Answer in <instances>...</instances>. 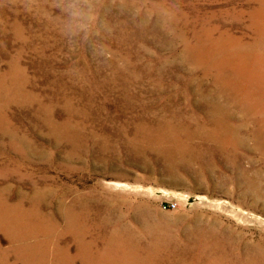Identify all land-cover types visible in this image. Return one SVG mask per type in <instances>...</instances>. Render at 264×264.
I'll return each mask as SVG.
<instances>
[{
	"label": "rangeland",
	"instance_id": "rangeland-1",
	"mask_svg": "<svg viewBox=\"0 0 264 264\" xmlns=\"http://www.w3.org/2000/svg\"><path fill=\"white\" fill-rule=\"evenodd\" d=\"M172 1L0 0V264H264V0Z\"/></svg>",
	"mask_w": 264,
	"mask_h": 264
},
{
	"label": "bare ground",
	"instance_id": "bare-ground-1",
	"mask_svg": "<svg viewBox=\"0 0 264 264\" xmlns=\"http://www.w3.org/2000/svg\"><path fill=\"white\" fill-rule=\"evenodd\" d=\"M172 1V0H171ZM179 1V0H178ZM172 2H174V1H172ZM171 2V3H172ZM195 2V1H194ZM211 2H214V1H211ZM246 2V1H245ZM249 2V1H248ZM185 3V2H184ZM208 3H209V1H208ZM262 3V2H261ZM173 4V3H172ZM177 4V3H176ZM192 4V3H191ZM189 5V4H188ZM194 5V4H193ZM255 5V4H254ZM263 5V4H262ZM256 6V5H255ZM197 7V6H196ZM249 7V6H248ZM253 7V6H252ZM233 8V7H232ZM260 8H261V6H260ZM195 9V8H194ZM225 9V8H224ZM239 9V8H238ZM199 10V9H198ZM212 10V9H211ZM214 10V9H213ZM229 10V9H228ZM253 10V9H252ZM256 10V9H255ZM258 10V9H257ZM199 11H201V10H199ZM216 11V10H215ZM225 11H226V9H225ZM241 11V10H240ZM223 12V11H222ZM231 12V11H230ZM242 12V11H241ZM246 12H247V10H246ZM251 12V11H250ZM237 13V12H236ZM248 13H249V11H248ZM199 14V13H198ZM211 14V13H210ZM238 14V13H237ZM250 14V13H249ZM248 14V15H249ZM183 15V14H182ZM186 15V14H185ZM184 15V16H185ZM213 15V14H212ZM211 15V16H212ZM222 15V14H221ZM258 15V14H257ZM181 16V15H180ZM179 16V17H180ZM188 16V15H187ZM198 16V15H197ZM200 16V15H199ZM228 16H229V13H228ZM235 16V15H234ZM239 16V15H238ZM189 17V16H188ZM208 17V16H207ZM259 17V16H258ZM178 18V17H177ZM203 18V17H202ZM226 18V17H225ZM229 18V17H228ZM250 18V17H249ZM169 19V18H168ZM172 19V18H171ZM190 19V18H189ZM194 19V18H193ZM196 19V18H195ZM207 19V18H206ZM227 19V18H226ZM260 19H261V17H260ZM182 20V19H181ZM184 20V19H183ZM210 19H208V21H209ZM240 20V19H239ZM238 20V21H239ZM248 20V19H247ZM176 21V20H175ZM241 21V20H240ZM253 21V20H252ZM261 22H262V20H260ZM172 22V21H171ZM187 22V21H186ZM190 22V21H189ZM198 22V21H197ZM203 23H204V21H202ZM244 22V21H243ZM247 22V21H246ZM178 23V22H177ZM254 23H256V22H254ZM186 24V23H185ZM188 24V23H187ZM201 24V23H200ZM222 24V23H221ZM195 25H196V23H195ZM247 25V24H246ZM197 26V25H196ZM203 26V25H202ZM211 26V25H210ZM215 26V25H214ZM177 27V26H176ZM184 27V26H183ZM194 27V26H193ZM203 27H206V26H203ZM221 27V26H220ZM247 27V26H246ZM207 28V27H206ZM228 29V28H227ZM259 29V28H258ZM192 30V29H191ZM209 30V29H208ZM218 30V29H217ZM235 30V29H234ZM240 30V29H239ZM263 30V29H262ZM183 30H181V32H182ZM211 31V30H210ZM209 31V32H210ZM228 32H229V30H227ZM233 31V30H232ZM241 31V30H240ZM246 31V30H245ZM248 32V31H247ZM250 32V31H249ZM258 32V31H257ZM212 33V32H211ZM221 33H222V30H221ZM228 34V33H227ZM186 35V34H185ZM216 35V34H215ZM224 35V34H223ZM245 35V34H244ZM249 35V34H248ZM257 35V34H256ZM189 36V35H188ZM205 36V35H204ZM259 36V35H258ZM193 37V36H192ZM196 37V36H195ZM187 38H189V37H187ZM226 38V37H225ZM240 38V37H239ZM193 39H194V37H193ZM200 39V38H199ZM213 39V38H212ZM216 39V38H215ZM243 40V39H242ZM187 41H189V40H187ZM210 41V40H209ZM216 41V40H215ZM241 41V40H240ZM184 42V41H183ZM192 42V41H191ZM200 42V41H199ZM217 42H219V41H217ZM190 43V42H189ZM242 43V42H241ZM240 43V44H241ZM259 43V42H258ZM207 44V43H206ZM216 44V43H215ZM219 44V43H218ZM248 44V43H247ZM252 44V43H251ZM203 45V44H202ZM231 45H233V44H231ZM243 45V44H242ZM242 45H240V46H242ZM256 45V44H255ZM254 45V46H255ZM262 45V44H261ZM221 46H222V44H221ZM236 46V45H235ZM247 46V45H246ZM249 46V45H248ZM194 47V46H193ZM192 47V48H193ZM217 47V46H216ZM233 47V46H232ZM237 47H239V46H237ZM251 47V46H250ZM257 47V46H256ZM207 48V47H206ZM241 48V47H240ZM186 49H188V48H186ZM224 49V48H223ZM238 49V48H237ZM196 50V49H195ZM222 50V49H221ZM227 50V49H226ZM225 50V51H226ZM234 50V49H233ZM251 50V49H250ZM254 50V49H253ZM260 50V49H259ZM258 50V51H259ZM200 51H202V49L200 50ZM204 51V50H203ZM263 51V50H262ZM190 52V51H189ZM223 53V52H222ZM228 53V52H227ZM230 53V52H229ZM233 53V52H232ZM235 53H237V52H235ZM240 53V52H239ZM218 55H219V53H218ZM221 55V54H220ZM219 55V56H220ZM229 56V55H228ZM200 57V56H199ZM205 57V56H204ZM212 58V57H211ZM215 58V57H214ZM241 58H243L242 56H241V53H240V55H237L236 56V61H238V62H240L241 61ZM217 59H218V57H217ZM247 60V59H246ZM260 60V59H259ZM224 61V60H223ZM262 61V60H261ZM211 62H213V61H211ZM222 62V61H221ZM248 62V61H247ZM203 63V62H202ZM230 63V62H229ZM257 63V62H256ZM197 64V63H196ZM211 64V63H210ZM258 64V63H257ZM261 64V63H260ZM190 65V64H189ZM191 66V65H190ZM209 66V65H208ZM212 66V65H211ZM210 66V67H211ZM198 69V68H197ZM245 69V68H244ZM256 69V68H255ZM209 70V69H208ZM218 70V69H217ZM227 70V69H226ZM263 70V69H262ZM222 71V70H221ZM209 73H211V72H209ZM2 74V73H1ZM234 74H236V73H234ZM202 75V74H201ZM204 76V75H203ZM220 76V75H219ZM231 76V75H230ZM233 76V75H232ZM231 76V77H232ZM235 76V75H234ZM217 77V76H216ZM223 77H224V75H223ZM264 77V76H263ZM230 78V77H229ZM228 78V79H229ZM3 79V78H2ZM216 79V78H215ZM223 79V78H222ZM235 79V78H234ZM230 80V79H229ZM232 80V79H231ZM244 80V79H243ZM250 80V79H249ZM228 81V80H227ZM236 81V80H235ZM234 81V82H235ZM203 82V81H202ZM214 82V81H213ZM233 82V83H234ZM240 82V81H239ZM242 82V81H241ZM218 83V82H217ZM227 83V82H226ZM225 83V84H226ZM260 83V82H259ZM224 84V83H223ZM222 84V86H224ZM231 84V83H230ZM236 84H238V83H236ZM192 86V85H191ZM235 86V85H234ZM238 86H240V85H238ZM226 87H228V86H226ZM237 87V86H236ZM245 87H246V84H245ZM250 87V86H249ZM230 88H232V87H230ZM243 88V87H242ZM241 88V89H242ZM252 88V87H251ZM222 89V88H221ZM229 89V88H228ZM227 89V90H228ZM237 89V88H236ZM254 89V88H253ZM256 89H258V88H256ZM234 90V89H233ZM247 90V89H246ZM249 90H252V89H249ZM260 90V89H259ZM232 91V90H231ZM243 91V90H242ZM261 91V90H260ZM200 92V91H199ZM209 92H211V91H209ZM236 92V91H235ZM248 92V91H247ZM196 93H198V92H196ZM195 93V94H196ZM227 93V92H226ZM232 93V92H231ZM252 93V92H251ZM257 93V92H256ZM260 93V92H259ZM230 94V93H229ZM242 94V93H241ZM245 94H247L246 92H245ZM253 94V93H252ZM231 95V94H230ZM240 95V94H239ZM233 95H231V97H232ZM235 96V95H234ZM233 96V97H234ZM245 96V95H244ZM249 96V95H248ZM256 96H257V94H256ZM261 96V95H260ZM198 97V96H197ZM207 97V96H206ZM237 97V96H236ZM243 97V96H242ZM246 97V96H245ZM254 97V96H253ZM235 98V97H234ZM233 98V100H235ZM239 98V97H238ZM244 98V97H243ZM252 98V97H251ZM256 98V97H255ZM255 98H254V100H255ZM262 98V97H261ZM242 99V98H241ZM246 99H247V97H246ZM257 99V98H256ZM207 100V99H206ZM243 100V99H242ZM253 100V101H254ZM258 100V99H257ZM257 100H256V102H257ZM185 101V100H184ZM194 101V100H193ZM196 101V100H195ZM199 101V100H198ZM237 101V100H236ZM168 102V101H167ZM171 102V101H170ZM216 102V101H215ZM259 102V101H258ZM262 102V101H261ZM264 102V101H263ZM198 104H199V102H197ZM211 103V102H210ZM212 103H213V101H212ZM244 103V102H243ZM200 104H201V102H200ZM195 105V104H194ZM222 105V104H221ZM241 105V104H240ZM248 106V105H247ZM184 107V106H183ZM240 107V106H239ZM252 107V106H251ZM250 107V108H251ZM212 108H213V106H212ZM211 108V109H212ZM258 108V107H257ZM181 109V108H180ZM202 109V108H201ZM215 109V108H214ZM213 109V110H214ZM218 110V109H217ZM249 110V109H248ZM251 110V109H250ZM257 110V109H256ZM208 111V110H207ZM206 111V112H207ZM221 111V110H220ZM224 111V110H223ZM228 111V110H227ZM39 112V111H38ZM217 112V111H216ZM211 113V112H210ZM213 113H215L214 111H213ZM226 113V112H225ZM248 113V112H247ZM246 113V111H245V114H247ZM250 113V112H249ZM260 113V112H259ZM262 113V112H261ZM209 114V113H208ZM220 114V113H219ZM243 114V113H242ZM34 115V114H33ZM221 115V114H220ZM219 115V116H220ZM229 115V114H228ZM227 115V116H228ZM249 115V114H248ZM255 115V114H254ZM195 116V115H194ZM216 116V115H215ZM214 116V117H215ZM257 116V115H256ZM156 117V116H155ZM154 117V118H155ZM167 117V116H166ZM224 117V116H223ZM179 118V117H178ZM236 118V117H235ZM257 118V117H256ZM262 119H264V117H261ZM41 119V118H40ZM160 119V118H159ZM162 119V118H161ZM199 119V118H198ZM200 120V119H199ZM198 120V121H199ZM221 120V119H220ZM256 120V119H255ZM170 121V120H169ZM175 121V119L173 120V122ZM216 122H217V120H215ZM226 121V120H225ZM19 122V121H18ZM155 122H156V120H155ZM160 122V121H159ZM176 123V122H175ZM200 123V122H199ZM231 123V122H230ZM259 123H261V122H259ZM19 124V123H18ZM33 124V123H32ZM149 124V123H148ZM151 124V123H150ZM201 124V123H200ZM232 124V123H231ZM243 124H245V123H243ZM252 124V123H251ZM152 125V124H151ZM263 125H264V123H263ZM202 126V125H201ZM209 126V125H208ZM207 126V127H208ZM227 126V125H226ZM230 126H232V125H230ZM237 126V125H236ZM261 126V125H260ZM258 127L257 128V130H255L254 131V135H255V138L257 139L256 140V143H258V144H261V146L262 145H264V131H263V129L264 128H261V127ZM40 127V126H39ZM38 127V128H39ZM185 127V126H184ZM214 127V126H213ZM246 127V126H245ZM163 128V127H162ZM199 128H201V127H199ZM198 128V129H199ZM227 128V127H226ZM231 128V127H230ZM241 128V127H240ZM160 129V128H159ZM220 129V128H219ZM222 129V128H221ZM233 129V128H232ZM194 130V129H193ZM207 130H209V129H207ZM231 130V129H230ZM234 130V129H233ZM173 131V130H172ZM198 131V130H197ZM206 131V130H205ZM1 132H2V130H1ZM28 132V131H27ZM44 132V131H43ZM155 132H157V131H155ZM175 132V131H174ZM214 132H215V130H214ZM236 132V131H235ZM234 132V133H235ZM23 133V132H22ZM164 133V132H163ZM167 133V132H166ZM183 133V132H182ZM182 133H181V135H182ZM200 133V132H199ZM224 133V132H223ZM231 133V132H230ZM237 133V132H236ZM5 135V134H4ZM191 135V134H190ZM192 135H193V133H192ZM195 135V134H194ZM226 135V134H225ZM2 136V135H1ZM201 136V135H200ZM175 137V136H174ZM206 137H207V135H206ZM1 138V137H0ZM16 138V137H15ZM204 138V137H203ZM219 138V137H218ZM12 139V138H11ZM202 139V138H201ZM226 139V138H225ZM6 140V139H5ZM60 140V139H59ZM168 140V139H167ZM174 140V139H173ZM176 140V139H175ZM161 141V140H160ZM171 141V140H170ZM198 141H200V140H198ZM209 141V140H208ZM20 142V141H19ZM38 142V141H37ZM166 142V141H165ZM213 142V141H212ZM209 143V142H208ZM219 143V142H218ZM251 143V142H250ZM176 144V143H175ZM183 144V143H182ZM238 144H240V143H238ZM248 144V143H247ZM33 145V144H32ZM45 145V144H44ZM219 145V144H218ZM24 146V145H23ZM217 146V145H216ZM247 146V145H246ZM3 147V146H2ZM185 147V146H184ZM197 147V146H196ZM218 147V146H217ZM264 147V146H263ZM10 148V147H9ZM182 148H183V146H182ZM188 148H189V146H188ZM198 148V147H197ZM220 148V147H219ZM255 148V147H254ZM28 149V148H27ZM200 149V148H199ZM212 149V148H211ZM223 149V148H222ZM221 149V150H222ZM227 149V148H226ZM226 149H224V150H226ZM29 150H30V147H29ZM43 150V149H42ZM185 150V149H184ZM202 149H200V151H201ZM213 150V149H212ZM235 150V149H234ZM239 150V149H238ZM23 151V150H22ZM46 151V150H45ZM194 151H196V150H194ZM223 151V150H222ZM228 151H229V149H228ZM259 151V150H258ZM264 151V150H263ZM231 152V151H230ZM261 152H262V150H261ZM23 153V152H22ZM181 153V152H180ZM201 153V152H200ZM215 153H217V152H215ZM203 154V153H202ZM224 154V153H223ZM222 154V155H223ZM231 154V153H230ZM235 154V153H234ZM13 155V154H12ZM11 155V156H12ZM29 155V154H28ZM196 155V154H195ZM10 156V155H9ZM183 156V155H182ZM197 156V155H196ZM205 156V155H204ZM264 156V155H263ZM4 157V156H3ZM8 157V156H7ZM24 157V156H23ZM23 157H21V158H23ZM235 157V156H234ZM15 158V157H14ZM240 158V157H239ZM260 158V157H259ZM37 159V158H36ZM197 159V158H196ZM228 159V158H227ZM13 160V159H12ZM16 160V159H15ZM48 160V159H47ZM52 160V159H51ZM9 161V160H8ZM10 162V161H9ZM234 162V161H233ZM20 163V162H19ZM26 163V162H25ZM14 164V163H13ZM22 165V164H21ZM238 165V164H237ZM246 165V164H245ZM248 166V165H247ZM16 170V169H15ZM11 172V171H10ZM22 172V171H21ZM16 173V172H15ZM7 174V173H6ZM11 174V173H10ZM25 174V173H24ZM45 176V175H44ZM23 177V176H22ZM33 178V177H32ZM27 179V178H26ZM10 180V179H9ZM5 184V183H4ZM42 185V184H41ZM38 187H40L39 185H38ZM24 188V187H23ZM45 188H47V187H45ZM36 189V188H35ZM26 190V189H25ZM45 190V189H44ZM49 190V189H48ZM33 191V190H32ZM168 193L170 194L171 192L170 191H168ZM11 195V194H10ZM65 196V195H64ZM80 196V195H79ZM17 197V196H16ZM88 197V196H87ZM79 198V197H78ZM89 198V197H88ZM1 200V202L2 203H0V210H2V214H3V211H4V216H9V215H12L16 210H20L19 208L21 207H23V203L22 202H19V204L17 203V204H14V203H11L10 201H7V200H4V199H0ZM43 200V199H42ZM60 200V199H59ZM61 200H62V198H61ZM69 200H70V198H69ZM27 202V201H26ZM66 202V201H65ZM85 201H83V203H84ZM75 203V202H74ZM78 203V202H77ZM89 203V202H88ZM31 204V203H30ZM82 204V203H81ZM69 205H70V203H69ZM74 205V204H73ZM28 206V205H27ZM34 206H35V203H34ZM47 206V205H46ZM85 206H86V204H85ZM36 207V206H35ZM84 207V206H83ZM93 207V206H92ZM95 207V206H94ZM93 207V208H94ZM86 208V207H85ZM44 209V208H43ZM80 211V210H79ZM68 213V212H67ZM54 216V215H53ZM58 217V216H57ZM27 219V218H26ZM127 221V220H126ZM107 224V223H106ZM107 226V225H106ZM59 229V228H58ZM116 230V229H115ZM89 232V231H88ZM103 233V232H102ZM109 235V234H108ZM111 235V234H110ZM114 235H116V234H114ZM132 235V234H131ZM72 236V235H71ZM106 237V236H105ZM119 237V236H118ZM121 238H123V237H121ZM127 239V238H126ZM112 240V239H111ZM114 240V239H113ZM133 241V240H132ZM79 242V241H78ZM116 242V241H115ZM134 242V241H133ZM105 243V242H104ZM118 243V242H117ZM120 243H124L123 241H120ZM127 243V242H126ZM130 243V242H129ZM138 243V242H137ZM79 244H81V243H79ZM100 244V243H99ZM111 245V244H110ZM134 245V244H133ZM137 245V244H136ZM85 246V245H84ZM95 246V245H94ZM106 246V245H105ZM109 246V245H108ZM114 246H116V245H114ZM124 246H125V244H124ZM124 246H122V245H118V248L117 247H115V249L113 250V251H115V252H113L112 250H110V249H107V248H105L104 250H97V254H96V257H97V264H128V261L130 260L131 261V259H132V257L134 256V255H132V254H130L129 252H127L124 248ZM141 246V245H140ZM139 246V247H140ZM110 247V246H109ZM96 248V247H95ZM136 248H138V246L136 247ZM131 250H132V248H131ZM131 250H130V252H131ZM145 250V249H144ZM139 251V250H138ZM117 252V253H116ZM138 253V252H137ZM153 253V252H152ZM119 254V255H118ZM148 254V253H147ZM137 255V254H136ZM152 256V255H151ZM137 257V256H136ZM144 259V258H143ZM145 260V259H144ZM143 260V261H144ZM166 261V260H165ZM178 261V260H177ZM178 262H180V261H178ZM169 263V262H168ZM173 263H174V261H173ZM130 264V263H129ZM139 264V263H138ZM179 264V263H178ZM188 264V263H187Z\"/></svg>",
	"mask_w": 264,
	"mask_h": 264
},
{
	"label": "built area",
	"instance_id": "built-area-1",
	"mask_svg": "<svg viewBox=\"0 0 264 264\" xmlns=\"http://www.w3.org/2000/svg\"><path fill=\"white\" fill-rule=\"evenodd\" d=\"M177 205V203H175V202H172V203H170V206H176Z\"/></svg>",
	"mask_w": 264,
	"mask_h": 264
}]
</instances>
